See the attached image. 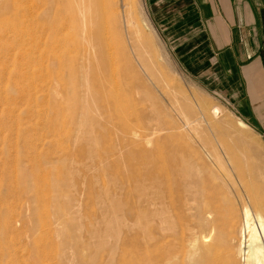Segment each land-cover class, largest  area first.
I'll list each match as a JSON object with an SVG mask.
<instances>
[{
  "label": "rangeland",
  "instance_id": "1",
  "mask_svg": "<svg viewBox=\"0 0 264 264\" xmlns=\"http://www.w3.org/2000/svg\"><path fill=\"white\" fill-rule=\"evenodd\" d=\"M11 4L8 9L0 5V264L144 263L145 216L142 211L129 212L138 176L145 170L142 150L129 143L118 148L114 130L118 120L106 113L88 115L91 110L82 94L86 77L90 79L92 73L99 78L112 67L122 74L103 82L106 86L101 90L109 87L119 93L131 82L134 92L128 97L137 103L128 113L151 114L150 119L139 121L141 131L154 133L148 146L140 143L142 149L157 145L173 149L177 145L174 148L180 153L176 169L183 200L171 213L174 231L165 232L163 248L177 249L174 264H239L233 239L237 236L240 194L236 188L229 191L232 171L226 149L242 150L236 139L246 134L264 149V129L240 115V104L234 103L238 99L235 88L222 86L224 83L206 87L183 72L142 0H12ZM56 6L65 11L56 22L57 27L61 25L59 32L65 31L61 33L66 35L63 44L58 34L50 37L32 32L41 12ZM16 12L28 17L15 22ZM10 24V31L19 33L17 40L11 32L1 31ZM88 38L95 48L86 52ZM34 41L36 48L30 50L27 44ZM44 54L46 58H42ZM213 105L221 108L213 117L214 129L207 117ZM89 116L96 121L92 118L90 122ZM238 118L248 127L240 126ZM208 152L221 157L210 161L205 156ZM208 179L219 191L210 202L212 206L206 199L198 200L199 185ZM110 206L118 209L116 218L112 219ZM209 211L211 223L200 228L197 213ZM107 221H112L117 240L101 242ZM205 230L212 238L191 256L194 235ZM114 244L119 248L112 254L108 251Z\"/></svg>",
  "mask_w": 264,
  "mask_h": 264
},
{
  "label": "bare ground",
  "instance_id": "2",
  "mask_svg": "<svg viewBox=\"0 0 264 264\" xmlns=\"http://www.w3.org/2000/svg\"><path fill=\"white\" fill-rule=\"evenodd\" d=\"M11 1L12 0H0V5L2 6L3 9H8L10 5H13V4H11ZM14 1L19 2L20 0H13V2ZM93 4H95V3H93ZM82 7L84 8L85 6L82 5L81 9H82ZM82 10H84V9H82ZM24 13H26V12H24ZM64 13H65V11L62 10L61 8L57 7V6L55 9L47 8L46 10L41 12L42 15H41V19H39V22L36 21L37 22L36 29H34V30L32 29L33 31L32 30L31 31L33 33L39 34L40 36L46 34L47 36L54 37L58 34L59 41H62V44H63L65 42L64 37L66 38V35L61 34L63 31L61 33L59 32L61 25L59 27H57L56 22L60 16H63ZM80 13H81V11H80ZM15 14H16V16H15L14 20L12 19L15 22L19 21V20L24 21L25 18L28 17L27 14L22 15V13H21V15H20V13H19V15H17V12ZM31 14H29V15H31ZM3 18L6 19L5 17H3ZM61 18H63V17H61ZM10 25L11 26L4 27V30L1 29V31L3 33L4 32H6V33L11 32L12 33L11 37H13V40H17V34L19 35V33H16L14 31H10L12 24H10ZM146 26L149 28L148 24H146ZM58 28H59V30H57ZM67 30H69V29H67ZM23 32L26 33L27 30L26 31L23 30ZM64 32H63V34H64ZM20 34L24 35L22 33H20ZM40 36H37V37L40 38ZM88 39H89V41H88V44H89V42H91L90 41L91 39L90 38H88ZM33 40H35V39H33ZM34 42H35L34 44L32 42H30V44L29 43L27 44V46H29L30 50H32L34 48V46L36 48L37 42L36 41H34ZM56 43H58V42H56ZM56 43H55V45H56ZM89 46H90V48L88 47L86 52L94 50V48H95L93 44H89ZM100 54L102 55V53H100ZM46 57H47L46 54H44V56L42 55V58H46ZM42 58H39L38 60H40ZM102 58H103V56H102ZM111 58H113V56ZM37 61H35V62H37ZM98 61L100 63L102 61V59H98ZM112 65H113V63H112ZM90 66H92V64ZM87 67H88V65H87ZM100 67L102 69L104 67V63L102 66H99V68ZM90 69L93 71V68H90ZM114 69L115 68L112 67V70L110 72H105L104 74L101 73L102 75L99 78H95L94 74H92V73H91L90 79L88 77H86L85 83L82 84V85H84V87H83L84 91L82 94L84 95V98H85V100H84V98H83V100L86 101V103H87V109L91 110V112L88 115H90L92 112H93L92 116L95 114L97 116V114L101 115L103 113L104 114L106 113V115H108V117L110 119L113 118V120H115V119L118 120L117 124L115 125V129H114L115 134L119 140V143H118L119 147L118 148H122L126 144L129 143L132 146H134L136 148V150H142V152H140V157H141L140 159L142 160L143 165L145 166V170L141 173L140 177L138 176V178L140 179L138 181L139 186H137L135 188V191L137 192V194L133 200V203H132V206H131L129 212L132 215L141 214L143 212L144 216H145L144 217L145 218V226H143V227H145V229H144L145 230V240H144L145 241V249L144 250L142 249V251H144V254H142L143 255V261H144L143 264H174L173 261L177 258V254H176L177 249H175V247L173 246V248L171 249L172 251H169V249L165 250L163 248V244H164L163 242H164V239H166L165 238V232L170 230L173 233V231H174L173 227L175 225L173 224V220L175 218H173L174 215H172L171 213L175 212L179 208V204H181V200H183L182 199V193L180 191V189L182 187V185L179 182L180 173L176 169L178 167V166L176 167V165L180 161V155H179L180 153H178V150L176 148H174L177 145L176 146L174 145L173 149H169V148L158 146V145L153 147V148H152V145H150L152 149L147 148L150 150L142 149L144 146L141 147L140 143L142 144V142H144L148 146V144L152 143L151 137L153 136L152 134H154V133H152L151 134L152 136H151V135H148L145 132L141 131L142 129H140L139 121L150 119L151 114L150 115H148V114L144 115L142 113L140 114V112H138V111H136V114H134L135 112L128 113V110L131 108L130 106H133L135 103H137L136 99L134 97H128L130 95H133V92H134L133 91V89H134L133 84H132V86L130 85L131 82L129 84H127V83L124 84L123 87L121 88V91L120 90H119L120 92L118 91L119 93L112 91L109 87H108V89H102L101 90V87L105 88V86H106V83H103V82L108 81V80L109 81L112 80L116 75L120 77V75L122 74V73L118 72L117 70L115 71ZM95 70H96V68H95ZM117 76H116V78H117ZM122 78H124V77H122ZM79 83H80V81H79ZM80 84H79V86H80ZM29 87H31V85ZM29 87H28V89H30ZM79 96L81 98V95H79ZM122 98H125L124 99L125 102L120 103ZM184 98H188V97H184ZM183 102H185V101H183ZM186 106H188V102H187ZM192 109H193V107H192ZM189 110H191V109L188 108V111ZM220 110H221V108L219 106L213 105L210 108V112L207 115V117L209 119L208 121L209 122L212 121V124L213 123L215 124L213 117H215L220 112ZM125 112H127V113H125ZM167 112H169V111H167ZM182 112H183V110H182ZM86 113H87V111H86ZM189 113H191V112L189 111ZM196 113H199V112H196ZM202 113H204V112H202ZM92 116H89V118L91 117L89 120L90 122L91 121L93 122V120H91L93 118ZM184 119H185V116H184ZM87 121H88V119H87ZM94 121H96V119H94ZM185 121L188 123V122H190V119L189 118L185 119ZM217 122H219V121H217ZM94 123H96V122H94ZM99 123H101V120ZM102 123H103V121H102ZM212 124L209 123V125H212ZM214 124H213V129L217 125V124L216 125H214ZM238 124L244 128L248 127V125L243 120H241L240 118H238ZM88 125H90V124L88 123ZM170 125H171V123H170ZM153 126H155V125H153ZM90 127H92V125H90ZM156 127L157 126L153 127L152 129H154ZM171 127H173V125ZM176 128H177V126H176ZM167 129H168V127H167ZM211 129H212V127H211ZM171 130H174V129H171ZM155 131H158V130H155ZM219 133H220V131H219ZM155 134H157V133H155ZM241 134H244V133H241ZM97 136H100V135H97ZM208 139H210V138L208 137ZM172 140H174V139H172ZM236 142L238 144H240L241 147H243L242 150L240 149L236 152V151H228L226 149V153L228 155L229 162L231 165V171H232V177H231L232 184H229V186L231 188V189H229V191H230V193H232L233 191L231 192V190L233 188H236V189H234V191H236V194H238V195L240 194V200H239V202H240V213L238 215V220H237V227H238L237 228V236H235L233 239L235 242H237V244L235 245V247H236L235 255L238 259L239 264H264V149H262L260 147V144L257 140L250 138L249 136H247V134L237 137ZM95 143H97V141H95ZM124 143H125V145H124ZM214 147H215V145H214ZM119 153H118V155H119ZM205 156H207V158L210 161H213V160L217 161L220 154L219 153H213L211 155L208 152L205 154ZM127 157H130L129 153L127 154ZM134 165H136V164H134ZM242 165H245V166L247 165V167L245 168ZM204 168H205V166H204ZM184 173H186V172H184ZM184 173H181V174L184 175ZM198 173H200V172H198ZM135 179H137V178L135 177ZM233 179L237 182L236 185H235ZM214 180H212V181H214ZM209 181L210 180L208 179V181L206 183L199 185V187L202 188V191L200 192V196H199L198 200L202 202V201H204V199H206L209 201V205L212 206L211 205L212 203H210V202H212V200L217 196L219 191H218L217 186L213 185V183L209 185V183H208ZM122 183H123V181H122ZM208 188H209V190H208ZM106 190H108V189H106ZM241 194L244 195V198H243V196H241ZM113 198H114V196H113ZM106 200H107V198H106ZM104 202H106V201H104ZM102 204H103V202H102ZM111 206L114 207V203L111 204ZM120 210H122V209H120ZM112 212H113L112 219L116 218V215L114 213H116V212L118 213V209H113ZM200 212L197 213L198 218H200L199 219L200 228H205L207 226V224L211 223V213H210L211 211L205 212V213H203V212L200 213ZM110 218H111V216H110ZM134 220H135V218H134ZM119 221L121 222L120 218H119ZM178 222H179V220H178ZM123 223L124 222H122V225H124V224L126 225V223H124V224ZM111 224H112V221H109V222L107 221V224L105 225V233L103 235H101V239H102L101 242H105V240H109V239L114 240V241L117 240V238L115 237L116 233L114 234L115 230L113 229ZM117 228L118 227H116V229ZM142 230H143V228H142ZM211 232H212V230H211ZM174 233H176V232H174ZM209 235L210 234L209 233L207 234V231L204 233L201 232V233L197 234V236H196V234L194 235L195 238L192 240V243H191V247H192V252L190 253L191 256L193 254H195L197 250L200 249L201 245L204 246L207 244L209 239L212 238ZM132 238H133V236H132ZM140 238H142V237H140ZM171 239H173V238H171ZM132 241H133V239H132ZM140 244H142V243H140ZM121 246H124V243H121ZM87 247H89V245ZM87 247H86V249H87ZM135 247L137 248L136 245H135ZM206 247H208V246H206ZM118 248L119 247H116V245L114 244V245H112V247L110 249L111 251H108V252L115 254V252L117 251ZM139 248L140 247H138V249ZM140 251H141V248L139 249V252ZM136 252H138V251H136ZM134 254L138 257V255L135 252H134ZM106 258H108V257H106ZM110 258H112L111 254H110ZM114 260H112V262H115ZM132 260L134 261V259H132ZM136 260L137 259H135V261ZM140 260H141V258H140ZM93 262H94V260H93Z\"/></svg>",
  "mask_w": 264,
  "mask_h": 264
},
{
  "label": "crops",
  "instance_id": "3",
  "mask_svg": "<svg viewBox=\"0 0 264 264\" xmlns=\"http://www.w3.org/2000/svg\"><path fill=\"white\" fill-rule=\"evenodd\" d=\"M178 67L264 129V0H142Z\"/></svg>",
  "mask_w": 264,
  "mask_h": 264
}]
</instances>
